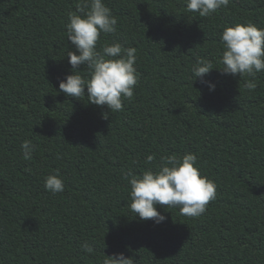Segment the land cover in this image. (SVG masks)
I'll return each mask as SVG.
<instances>
[{"label":"trees","instance_id":"16d2710c","mask_svg":"<svg viewBox=\"0 0 264 264\" xmlns=\"http://www.w3.org/2000/svg\"><path fill=\"white\" fill-rule=\"evenodd\" d=\"M78 2L0 0V264H103L120 253L134 264H264V72L250 92L249 78L219 70L223 29L264 28V0H230L209 17L184 0H104L118 23L98 49H137L138 84L115 113L87 89L80 99L59 89L74 74L67 24ZM201 58L216 68L205 77L215 91L192 72ZM174 153L197 155L216 199L199 217L157 205L164 222L141 220L124 173ZM56 169L65 188L54 194L44 184Z\"/></svg>","mask_w":264,"mask_h":264},{"label":"clouds","instance_id":"9594fccd","mask_svg":"<svg viewBox=\"0 0 264 264\" xmlns=\"http://www.w3.org/2000/svg\"><path fill=\"white\" fill-rule=\"evenodd\" d=\"M186 11L209 17L221 8H227L230 0H184ZM77 11L69 13L67 38L75 46L67 57L74 74L62 80L59 89L69 97L80 99L85 96L89 103L106 106L111 113L123 110L124 100L131 99L139 81L135 68L137 49L125 48L121 43H107L97 47L101 33L113 34L118 23L104 0H79ZM223 52L220 63L222 74L246 79L245 88L250 92L258 86L257 73L264 72V28L251 22L226 26L221 33ZM79 53V54H77ZM81 65H86L87 76H83ZM216 69L210 60L198 59L192 68L195 78H200L209 91H215L216 84L205 77ZM108 118V113L104 114ZM22 158L31 160L36 146L30 140L21 145ZM59 158V156L57 157ZM155 155H148L146 163L151 164ZM123 179L130 184V209L141 220H154L159 224L166 217L157 211V205L178 208L182 216L199 217L206 212L210 201L216 199V185L203 176L194 153L172 154L160 157L155 170L148 168L142 174L130 169ZM45 189L52 193L64 191L65 184L56 169L45 177ZM85 253H92L88 242L81 245ZM103 264H134L132 258L123 253L106 256Z\"/></svg>","mask_w":264,"mask_h":264}]
</instances>
